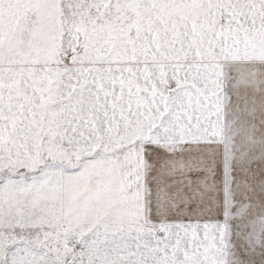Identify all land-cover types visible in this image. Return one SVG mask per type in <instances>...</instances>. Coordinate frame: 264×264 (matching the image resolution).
<instances>
[{
    "label": "snow or ice",
    "instance_id": "snow-or-ice-1",
    "mask_svg": "<svg viewBox=\"0 0 264 264\" xmlns=\"http://www.w3.org/2000/svg\"><path fill=\"white\" fill-rule=\"evenodd\" d=\"M0 264H264V0H0Z\"/></svg>",
    "mask_w": 264,
    "mask_h": 264
}]
</instances>
